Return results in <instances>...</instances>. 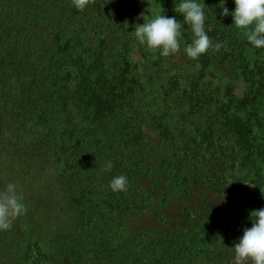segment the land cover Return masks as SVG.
<instances>
[{"label":"trees","instance_id":"obj_1","mask_svg":"<svg viewBox=\"0 0 264 264\" xmlns=\"http://www.w3.org/2000/svg\"><path fill=\"white\" fill-rule=\"evenodd\" d=\"M61 1L0 0V135L27 147L34 156L30 165L51 166L56 173L50 180L60 181L65 193V202L56 197L51 204L54 210L60 205L72 220L68 231H60L64 240L56 256L37 239L43 233L28 226L33 243L23 253L27 264H54L55 257V264H83L82 248L77 251L69 243V231L91 230L85 234L97 240L96 248L105 244L96 219L123 222L145 211L148 203H156L155 215L167 219L171 192L205 187L220 195L229 192L232 175L235 183L249 179L253 195L242 204L239 198L237 209L226 204L216 208L206 221L241 216L251 221L250 212L264 208V106L261 112L257 106L264 94V58L248 60V41L241 49L240 43L231 46V18L215 14L219 2L204 13L213 47L196 60L188 58L197 75L174 74L154 82L152 76L138 74V65L130 60L133 40L130 44L122 37L107 48L108 38L98 36L99 29L102 33L114 26L97 22L108 1L93 0L82 13ZM177 1L161 2L163 12L174 11L181 22L186 47L193 34L177 11ZM151 58L144 63L162 64ZM213 60L236 63L237 75L250 83L244 97L235 100L226 85V101H215L210 82L202 78ZM148 96L154 103L145 100ZM108 161L112 168L103 171ZM120 175L127 177L128 190L116 193L109 183ZM159 186L168 190L160 194ZM184 211L187 216L186 207ZM212 228L200 226L202 233ZM48 247L58 249L50 239Z\"/></svg>","mask_w":264,"mask_h":264},{"label":"rangeland","instance_id":"obj_2","mask_svg":"<svg viewBox=\"0 0 264 264\" xmlns=\"http://www.w3.org/2000/svg\"><path fill=\"white\" fill-rule=\"evenodd\" d=\"M101 1H108V7L100 14L102 16L98 17V24L104 23L103 26L109 24V26L114 25L115 27L112 26V31L106 29L102 33L99 29L98 36L108 38L107 48H112V44H117L122 37L127 41L133 40L129 58L138 65V74L152 76L154 82L167 79L168 76L174 74H182L185 78L197 75L195 66L189 62L183 50L186 41V36L182 34L185 32L184 28L180 29L181 35L178 37L180 50L168 57H159V53L157 56V53L151 52L145 45L140 44L134 36L135 26L143 24L144 20L150 21L161 14L169 18L175 17L174 11L171 13L163 12L165 8L162 5V0ZM69 2L72 4L71 0H62L61 4L67 5ZM149 2L152 4L151 6H149ZM181 2L182 0H179L176 5L178 6ZM196 2L205 4L204 13L211 4L219 2L216 7L217 11L214 9L218 17H222L220 13L223 7L228 9V16H230L231 21L229 20L227 37L231 46H237L240 43L241 49L244 41L247 40L241 30L233 24L231 13L235 10L234 0H196ZM90 4L83 11L87 10ZM78 12L82 13L79 10ZM175 19L179 21L178 18L175 17ZM125 27L127 28L125 29L126 32H123ZM130 41L129 43L132 44ZM244 48L249 61L259 62L264 58V47L255 48L251 44L245 47L244 44ZM151 56L158 57L162 64L153 67L149 63H144L147 59L151 61ZM212 62V67L202 74V78L210 82L208 87L215 101L218 104L226 101L223 90L226 85L231 88L230 95L235 100L244 97L246 87L250 83L237 75L236 72L239 70L234 69L236 63L227 65L218 60ZM145 100L154 103L149 96ZM261 104L264 106V94L258 97L257 106L260 108V112L262 111ZM204 121L205 118L201 120V122ZM27 149V147H21L17 142H10L0 135V190H3L9 183L18 185L23 196L22 202L27 208L25 214L13 221L9 230L0 231V264H27L23 253L25 247L33 243L31 239L33 233L27 232L30 225L36 234L43 233L44 238L37 239L43 244V247L51 252L54 251L55 253H52L56 256L58 251L60 252L62 249L64 240L61 232L68 231L72 224L69 214H65L67 211L64 213L60 209L61 206L57 204L56 210L61 211L57 212L51 204L56 197V201L65 202V193L61 192L63 190L62 183L56 182L54 179L50 180L54 177L52 172H56L50 165H42L43 162L38 163L37 167L34 164L30 165V160L34 156H29ZM222 166L221 164L220 167ZM235 176L238 175L235 174ZM163 177L167 180L166 176ZM232 177L233 175L228 179L231 183L229 192L220 195H214L205 187L192 188L187 194H181L177 191L171 192L169 197L171 205L167 219L163 216L158 218L155 215L158 206L156 203H148L145 211L134 213L123 222H119V219L109 220V222L105 218L106 216L96 219L95 222L98 224L99 231H102L101 234H103L100 240L105 242L96 248L94 247L97 240L93 242L91 237L86 236L85 232L91 231L86 229L77 230L76 234H74V230L69 231V243L77 251L80 247L82 248L81 259L83 264H231V258L234 254L231 248L239 242L244 230L251 227V221L244 220L241 214L236 216H241V219L232 220L230 218L222 221V223L206 220L217 210L216 208H221L226 204L233 210L237 209L238 206L240 207V204L237 203L239 198H241L242 204L248 196L253 195L254 187L249 183V179L244 180L241 177L238 178L240 182L235 183ZM235 184L238 185L235 186ZM159 187L161 189L160 194L168 190L167 187L163 189L161 186ZM165 199H168V196L163 200ZM185 207L188 209L187 216L184 211ZM245 215L248 216V214ZM204 223L213 227L210 232H201L200 226ZM109 225H112L111 231L108 229ZM181 233L185 235L182 236ZM48 239L59 250L49 249ZM174 255L176 256L174 257ZM56 260L57 257L54 258V264Z\"/></svg>","mask_w":264,"mask_h":264},{"label":"clouds","instance_id":"obj_3","mask_svg":"<svg viewBox=\"0 0 264 264\" xmlns=\"http://www.w3.org/2000/svg\"><path fill=\"white\" fill-rule=\"evenodd\" d=\"M93 0H71L72 5L83 11ZM235 10L231 13L233 24L240 29L248 43L255 48L264 47V0H234ZM204 5L196 0H182L177 11L183 16V23L191 27L193 39L184 52L193 60L205 54L212 41L207 35L204 24ZM221 16L229 15L226 7L222 8ZM181 22L175 17H165L163 14L150 21L136 25L134 36L140 44L145 45L151 52L162 57L176 54L180 50ZM221 44L217 43L218 50ZM111 161L106 163L103 171H110ZM111 191L119 193L128 190V180L124 175L113 177L109 183ZM23 196L18 185L9 183L0 190V231H7L12 227L13 221L26 213L27 208L22 202ZM252 226L245 229L238 243L231 248L233 256L231 264H264V208L253 210L249 214Z\"/></svg>","mask_w":264,"mask_h":264}]
</instances>
